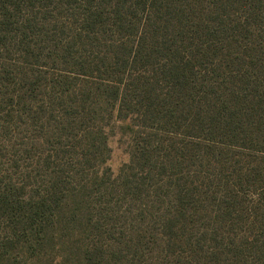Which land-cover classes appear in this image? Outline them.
Instances as JSON below:
<instances>
[{
  "label": "trees",
  "instance_id": "16d2710c",
  "mask_svg": "<svg viewBox=\"0 0 264 264\" xmlns=\"http://www.w3.org/2000/svg\"><path fill=\"white\" fill-rule=\"evenodd\" d=\"M17 112L50 129L32 190L0 128V264H264V0H0Z\"/></svg>",
  "mask_w": 264,
  "mask_h": 264
},
{
  "label": "rangeland",
  "instance_id": "374dc122",
  "mask_svg": "<svg viewBox=\"0 0 264 264\" xmlns=\"http://www.w3.org/2000/svg\"><path fill=\"white\" fill-rule=\"evenodd\" d=\"M11 106H13V104H11ZM23 120L24 118L20 116V112L9 115L6 121L0 118V128L3 125L5 126L9 132L8 137L10 139V141H8L9 148L2 153V162L5 165V168H2L3 175L10 178H8L3 185H7L14 177H19L21 175L25 176L29 169L33 173L29 178V183L31 184V189L34 190L36 186L41 184L40 178L44 177L38 173L40 167L34 168L38 163L39 157V155L36 154L35 144L38 145L40 151L47 148L44 139H46L47 130L50 129V127L48 124L45 134H42L37 127H33L34 125L32 123L29 124ZM35 120L44 125L49 121V117L48 115L37 114ZM52 123L53 122H51V124ZM35 126H39V123H36ZM2 129L4 130V128ZM107 132L109 134L108 148L110 152L103 166V170L106 174L115 178L124 165L128 164L130 161L129 149L127 147L130 136L127 135L125 127L121 123L117 122L114 124L113 120ZM5 136L6 133L4 131V137ZM47 175L48 172H46V176Z\"/></svg>",
  "mask_w": 264,
  "mask_h": 264
}]
</instances>
